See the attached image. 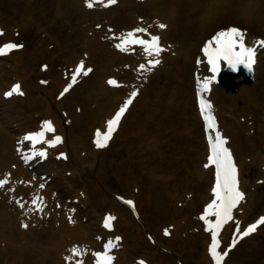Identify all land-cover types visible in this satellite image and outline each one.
Instances as JSON below:
<instances>
[{"label":"bare ground","instance_id":"1","mask_svg":"<svg viewBox=\"0 0 264 264\" xmlns=\"http://www.w3.org/2000/svg\"><path fill=\"white\" fill-rule=\"evenodd\" d=\"M207 1L115 0L114 4L105 6L104 0H93V6L89 8L85 5V0H0V27L5 30L0 36V41L12 40L16 27H19L21 36L30 37L32 35V40L28 41L27 47L23 51H18V58L11 59V61L2 60L11 57L14 52L0 58V175L5 179L2 172L10 174L7 177L6 186L14 185V190L18 188V193H27L30 201L36 194H40L38 190L45 194L44 200H46L56 186L62 190L66 189L64 188L66 183L71 184L68 181L62 184L60 180L68 179L72 182L71 178L74 176L78 178L76 181L79 182L81 193L84 194L81 200L88 199L90 205L93 204L96 207V211L99 206L106 205L107 211H110L114 217L111 221L113 234L121 236V242L117 243L119 250H115V253L121 254V261L119 260L117 264H124L125 255L128 258L130 252L140 251L139 248L147 247L148 242L144 240L141 228L134 221L131 208L121 205L115 197H107L100 190L97 179L98 182L104 183L109 175L116 177L122 190L131 194L128 197L134 196L138 199V203L135 200L134 207L138 218L144 221L148 229L158 232L160 236L157 235L158 239L155 240L167 241L169 249L176 250L179 256H183L188 251L191 258L195 260V264H214L208 253L211 232L205 230L204 222L199 214H197L198 217H193L200 205L212 196L210 190L213 181L212 166L204 167L207 164L208 150L204 149L198 133L195 136L190 135L192 128H188L189 138L184 165L186 172L192 173L184 178L180 176L182 166L177 165L174 157L163 149L160 142H153L147 137L152 126L157 129L164 124L174 123L172 125L174 126L176 118L197 130L196 125L199 118L192 105L194 104L192 71L195 69V72L203 73L204 64L200 56V45L206 36L215 34L216 31L229 24L241 23L247 29L251 41L255 37L264 38V0H213L210 4H207ZM156 16H160L159 22L155 20ZM161 23L166 27L160 28ZM39 24L43 27L49 26L52 39L56 42L51 51L46 49L44 45L47 43H44L45 40L40 39L38 31L34 30ZM99 24L102 27L97 30L96 28L100 27H97ZM136 27L147 28L149 33L160 37L163 52L168 53L163 57L160 56L163 61H160L151 71L139 69L140 64L147 63L142 46L130 45L128 51H120L115 47L122 33ZM137 35H144L148 38L147 34L138 33ZM77 51L80 59L73 56V53ZM63 55L70 57L65 59ZM37 57L47 60L45 62L48 63L47 68L43 74L48 76V83L51 81L56 88L60 89L66 77L69 78L72 74L76 61L84 60L88 64L87 67L90 65L92 67L90 74L83 80L82 77L86 74L80 73L82 81L74 84L62 99L47 101L44 97L37 95L35 90L41 86L37 80L35 82L32 79V76L35 77L38 74L33 71ZM196 59H200L197 66L194 63ZM166 63H168V68L163 71ZM70 66H73L72 71H69L66 77L63 76V72H57L60 68ZM253 69L257 77L253 85H243L235 93L222 95L221 90L212 84L209 94L212 99L211 106L214 111L221 114L218 117L219 128L229 137V146L238 153L236 161L241 174H244V167L248 171L252 168L250 164H246L244 158L242 159L241 154L246 151L251 156V162H256L260 168V172L264 169V149L260 152V147H258L264 142V49L262 47L256 46ZM133 74L142 75L145 82L144 88L140 90L139 95L120 120L109 144L114 141L120 131L124 130L125 133L127 130L130 133L140 124L139 129H142L146 136L139 135L138 139L134 140L125 134V137L123 136L125 144L122 147L118 150H111L107 159L103 155L97 159V149H102L104 154L106 150H103L104 146L96 147L94 143L96 136L93 134V129L98 124L102 127L101 133H104L107 125L105 120L115 110H118L119 104L130 92V88L109 85L107 80L115 76L118 79L121 77V83H128L133 78ZM13 75L14 80L12 81L21 82L20 88H25H23L24 94L21 97L20 94L13 92L11 98L6 99L1 95L5 88L10 87ZM160 78L166 79L168 84L173 82L178 95L174 97L171 106L168 102L167 104L162 103L161 99L154 108L148 98L145 100V93L149 92L151 96L154 95L153 97H163L164 90L158 92L155 90ZM184 94L187 95V100H183ZM237 100H240L243 105L236 106ZM136 104L141 107L144 114L142 117L134 118L129 122L128 128L124 129L123 125L130 118ZM63 105L64 112L62 113L66 117L60 118L57 114V107ZM188 110L189 114L184 116ZM223 112L228 113L222 114ZM246 115H249L248 120L250 118L251 120L248 123L246 120L243 123L240 122L239 120L242 119L240 116ZM36 118L51 121L55 129L54 133H45L44 140L59 135L61 141L54 146H43L45 152H49V158L32 172L25 168L26 166L19 165L16 160L14 140L20 133L28 131L27 128L31 126L37 128ZM65 119L66 125L64 124ZM188 119L191 120L190 123ZM10 120L16 122L15 125L18 127L11 130L7 128L8 124H11ZM250 129L253 132L250 133ZM132 140L136 141V146L131 149L128 143ZM83 149L85 150L82 153ZM58 151L65 152L66 158L57 157L60 156ZM92 159H96L95 163L91 162ZM188 160L194 163L195 169L191 168ZM86 162L91 163L87 165ZM92 164L95 166L92 167ZM38 172L50 173V181L48 180L49 182L47 181L43 187L40 185L42 177ZM80 172L84 178L77 177ZM62 173H68L70 177L63 178ZM261 173L263 174V171ZM88 175L96 180L89 179ZM257 178L247 180L248 192L244 193L243 199L233 209V216L238 210L242 211V215L240 214L237 218H242L244 223L249 221L246 219L248 216L246 213L257 215L258 213L255 214V212L260 209L261 202L264 200V192L259 193L261 188L264 191V182L259 186ZM180 179L183 180L181 183L187 186L188 191L186 192L193 193L189 200H186V197L174 198V187L178 185ZM242 179V183H239L241 189L246 186L243 177ZM72 186L74 187L73 184ZM70 187L69 185L68 188ZM59 196L61 197L62 194L60 193ZM183 200L187 201L184 205L186 209L178 206ZM44 208L47 213L53 212L51 217L55 220L48 221L47 227L21 231L20 224L13 221L12 213L0 207V243L3 241V246H5V239H8L6 246L8 253L0 255V264L5 262V264H64L59 254H62L71 244L70 239L66 240V237H75L78 241L85 242L79 222L78 226L65 224L64 218H56L57 207L53 208L52 204L46 202ZM161 224L170 226L169 236L165 237L160 234V231L163 233L165 228L161 230L159 227ZM233 224L230 220L223 225L220 232L221 241L225 233L228 241ZM262 226L260 225L261 228ZM82 229L88 231L87 228ZM66 230L69 231L68 236L65 235ZM102 230L106 231L105 228ZM96 234L97 231L88 233L85 237L91 238ZM252 235L243 238L233 250L242 242L252 238ZM46 242L51 244L49 249L44 247ZM154 242L156 244V241ZM97 243L98 236H96L94 246ZM198 246L201 249H197ZM149 247L152 248L151 245ZM88 248L85 246V254L81 256L82 264H92L90 259L92 250ZM232 254L233 251H230L223 264H227ZM44 255L47 256L45 261ZM115 258L118 259L116 255ZM144 258L148 264H152V259H163V256L154 251ZM67 264H72L71 260H68Z\"/></svg>","mask_w":264,"mask_h":264},{"label":"snow or ice","instance_id":"2","mask_svg":"<svg viewBox=\"0 0 264 264\" xmlns=\"http://www.w3.org/2000/svg\"><path fill=\"white\" fill-rule=\"evenodd\" d=\"M105 6L115 3V0H104ZM85 5L89 8L93 6V0H85ZM99 27V25L97 26ZM160 28H165L164 24H159ZM147 34L148 38H145L144 35L137 34ZM2 34V30H0ZM130 45H139L142 46L143 53L147 58L146 64H140L139 69L151 71L152 68L156 67L160 63V55L164 51L163 46L160 44V37L153 35L148 32L147 28L136 27L128 30L126 33H122L119 38V42L115 44V47L120 51H128V46ZM256 46L264 48V39H258L254 42V45L249 46L245 41V32L236 26L226 27L219 31H216L210 39L206 40L203 43L201 52L203 58L206 59L208 66V71L212 74L209 77L204 78L203 87L208 88L209 81L215 80V74L221 68V62L223 61L228 67L232 70H236L238 66L243 65L246 69L251 70V67L254 63L256 55ZM22 47V45L7 42L0 45V55L6 54L8 51ZM197 63H200V59L197 60ZM46 67V66H45ZM84 71V74H87L90 69L83 68V61L76 66L75 72L72 74L71 81L64 87L63 91L60 93L61 96L76 83L77 74L81 71ZM109 85L117 84V81L109 78L107 81ZM20 86L14 84L12 86L13 92H19ZM11 93H5V95H10ZM137 95V92L133 90L127 99L124 100L123 104L115 112V114L107 120V131L103 135V141L99 139L100 131L97 130L94 143L97 147H103L108 139L110 138L111 133L114 131L115 126L119 123L122 114L125 112L128 105L131 103L132 98ZM200 113L205 121V127L207 129H212L215 133V138L209 136V154L207 156V164L204 167L209 165L215 166V183L212 186L213 198L212 200L205 205L203 213L200 216V219L204 222L205 230L211 232V243L208 245V253L210 254L214 264H221V260L224 255H227V251L220 252L218 251V232L222 226L227 222L233 219V209L237 206L239 201L243 199L244 193L238 188V179H237V168L233 162L232 154L229 149L225 146L226 138L223 137L220 132L216 129L215 124L213 123L214 117L206 114V109L211 108L210 103H206L204 100L199 101ZM50 132L54 133L55 129L52 125V122L49 120L42 121L41 130L34 133H28L25 136V139L35 142L36 140H44L45 133ZM61 141L59 135H54L52 139L46 141L49 146H54L56 143ZM44 153L41 152V155ZM59 155L63 156L64 153ZM10 174H5V179H0V187H4L7 184V177ZM43 187V185H41ZM12 191V189H9ZM21 208L25 206L17 198L15 201ZM31 203L36 206L37 210L43 209V199L39 196H34ZM127 204L132 205L131 200L126 201ZM214 216L215 219H209V217ZM114 217L106 216L104 220V226L106 228H111L110 220ZM264 223V216H261L254 223L248 224L247 227L240 230L239 221H236V232L239 236H246L249 233L253 232L258 224ZM22 227H27V225L22 224ZM167 234V230H165ZM121 237H115L116 241H119ZM236 243V239L232 240V244L229 247H232ZM112 245V241H109L104 245V252H95L96 264H111L112 256L108 254V249ZM72 254L82 255L83 253L79 251L76 245H73L69 250ZM86 251V249H85ZM66 260H70L71 256H66ZM77 264H82L81 261H77ZM143 264V262H141Z\"/></svg>","mask_w":264,"mask_h":264},{"label":"rangeland","instance_id":"3","mask_svg":"<svg viewBox=\"0 0 264 264\" xmlns=\"http://www.w3.org/2000/svg\"><path fill=\"white\" fill-rule=\"evenodd\" d=\"M66 29L67 28H64L65 31H68V29L67 30ZM38 32H39V34L42 35L41 38H45L48 43L51 42V41H49L50 34H46L47 33L46 29L45 30L44 29H40ZM51 43L48 44V45H50V47L53 46ZM48 51H51V50H48ZM77 53L78 52L73 53L74 54L73 56L74 57H78V56H75ZM66 57H68V56L63 55V58H66ZM40 60L41 59L38 60V63H39ZM59 64H61V62ZM189 74H190V72H189ZM33 80H35L34 77H33ZM166 83H167V81H166ZM163 84L164 83L160 82V85H163ZM58 89L59 88H56V87L54 88V85L52 83H50L49 85L45 86V89L40 90V91L38 90L40 92L39 96L44 97L47 101L49 99L52 100V99H54L56 97V93L58 92ZM155 90L157 92L161 91V90H164L165 94H164L163 97L162 96L153 97L154 95L151 96L149 94V92L147 94L145 93V95H146L145 96V100H147V98H148L149 101L151 102V105L154 106V108L156 107V105L158 103H160L161 99H162V103H164V104H167V102H168L169 105L173 104L174 97H177V95H178V90H177V88H176V86H175V84L173 82H171L170 84H167V85L165 84L164 86H160V88H156ZM166 91H168V94H166ZM183 97H184L183 100L184 99L187 100V96H185V94H184ZM235 104H236V106L243 105V103L240 100H237L235 102ZM60 107L63 108L64 105L57 107V110H60L61 109ZM59 113H58V115H59ZM143 114H144V112H143V110H141V107L136 104V106L132 110V113L130 114V118L128 120H126L124 125H123L124 129L128 128L129 122H131L134 118L139 117V116L142 117ZM187 114H189V110L185 112L184 116H186ZM60 117L62 118V115H60ZM176 119H177V121H176V124L174 126H172L174 123H172L170 125H168V124L165 125L164 124V125L160 126L159 129H157V128L152 126V129L149 130V133H148L147 137H148L149 140H151L153 142H156V143L160 142L162 144L163 149H165V151L168 154L172 155L174 157V159L177 161V165L179 167L182 166V169H181V172H180V176L186 178V176H190L191 173H192L190 171L186 172L187 170H186L185 165H184L185 164L184 163V157L186 156L187 139L189 138V133H190V135H194V136L198 133L197 135H198L199 140H201L203 142L202 133H201V129H200V123L198 121H197V125H196L197 130H195V128L191 127L190 124H184L179 118H176ZM188 122L190 123L191 120L188 119ZM14 123L15 122H12V124H14ZM97 125H95V126H97ZM11 127L14 128L13 125ZM139 127H141V124L139 125ZM139 127L134 129V130H132L130 133H128L127 130H126L127 133H126V131L124 133L123 132L124 130L120 131V133H118V135L116 136L114 141H112V143H110L106 147L105 150L107 152L105 151V154L104 153H100V152L96 153L97 154L96 155L97 159H98V157H100L102 155L104 156V158L107 159L108 154H109V152H111V150H118L120 147H122L125 144L123 142V138L125 137L124 136L125 134H128L130 136V138L134 139V140L138 139L139 135H145L146 136V134H143L144 133L143 130L139 129ZM188 128H192L191 132H189V133H188V131H189ZM82 130H84V129H82ZM134 140H132V141H130V143H128L129 147L131 146L130 147L131 149H132V147L134 148V146H136V141H134ZM263 143H261L258 146V147H260V152L264 149V144ZM203 146H204V144H203ZM248 154H249V152H247V151H246V153L242 152L241 156L244 157V156L247 155V157H248L249 156ZM95 161H96V159H92L91 160V162H94V163H95ZM189 161L190 160H188V163L191 166V168L195 169L194 168V163L193 162H189ZM91 162H86V164L88 165ZM91 166L94 167L95 165L92 164ZM83 169H85V168L83 167ZM80 170H81V168H80ZM243 170L245 172L248 171L245 168H243ZM259 170L260 169L257 168V165L255 167L253 166L252 168L249 169V172H248L249 174L248 173H244V179H247L248 177L251 178V176H253L255 178L256 176H258V173H260ZM81 174H82V172L78 173L77 177L84 178ZM88 177H89V179H93L94 178V177H92L90 175H88ZM76 180H78V178H72V182H69V183H71V184H69L71 186L70 189L68 188L69 185H65L64 188H66V189H62L61 193H62V196L64 197V199H67V200L70 199V201H71L72 200L71 196L75 195L76 190H78V192H80V193L82 192V190L80 189L81 186L78 184L79 182L77 183ZM94 180H96V179L94 178ZM182 181L183 180L180 179L178 185H176L174 187L175 188V193L173 194L174 198L175 199H182L183 197L184 198L186 197V200H189V199H191V197L189 196V194L191 192L190 193L186 192V191H188V189L186 188L187 186L184 185L183 183H181ZM97 183H98V186H99L100 190L107 197H113V194H115L116 196L119 195V194L123 195V196L131 195V194H128V193H126V192H124L122 190L123 188L120 187L119 184H118V179L116 177L112 176V175H109L108 179L104 183L103 182H98V179H97ZM72 184L74 185V187L76 186L77 188H74L72 186ZM170 186H171V184H170ZM188 187H191V186H188ZM56 188H58V187H56ZM260 192H264L263 188L259 189V193ZM0 193L1 194H5V191L1 190ZM175 199H174V202H175ZM85 200L87 202H83V201L78 200V202L80 204L79 203L73 204V205H75L78 208V221L80 223V230L83 231V235L84 236L86 234H88V233H93L94 231L95 232L96 231L100 232L102 234V236H101L102 239H101V241H99L97 243L95 248L93 247L94 240H95L94 238H93V240L91 238L88 242H86L87 246H90L89 248H91L92 250H93V248L94 249H100L101 246H102L103 237L106 238L108 236L114 235L113 231L111 233H104L102 231V229H101V224H100L101 216H102V213L108 209V207L106 205H102V206H99L98 210L96 211V207L93 206V204L90 205V203L88 202V199H85ZM136 202L138 203V199H136ZM186 203H187V201H185V200H183L182 203L180 202L178 204L179 208H180V206L185 208L184 205ZM263 204H264V200L262 201L261 206H263ZM141 208H142V206H141ZM61 210H63V209H61ZM198 211H199V209H198ZM134 214H135L133 216L134 221L138 224L139 228H141V234L144 235V238H145L144 240H146L148 242V245H147V247H144V248L140 247L139 248L140 251L138 250V251H136L134 253L130 252V254L128 255V258H126V255H125V260L123 261L124 264H137L136 261H135L136 258H139V257L142 258L143 257V260H144L145 256H150V253H152L154 251H156L159 254H161L163 256V259L162 258L161 259L160 258L152 259L151 260L152 264H175L176 261H178L180 264H195L194 263L195 260H193L191 258V256L188 253V251H186L183 256H179L176 250H170L169 249L170 246L168 245L167 241L155 240V239H158L157 235L160 236L158 234V232L156 233L155 231L150 230V229L147 228V226L145 225L144 221L141 220L140 218H138L139 216H138L137 210L135 211ZM248 214H250V212ZM16 216L19 217V215H16ZM178 217H180V216H178ZM193 217H192V219H193ZM252 217H254V216H252ZM14 220L15 219H13V221ZM23 220H24L23 224L27 225V227H22L21 229L37 228V227L40 226V224L38 222V219H36V221H34L33 223L30 221V219H23ZM46 225L48 226V224L45 223L44 227H47ZM165 225L166 226H163L161 224L159 226L161 228V230L164 227L167 228L168 230L170 229L169 225H167V224H165ZM82 228H87L88 231H84V229H82ZM168 230H167V232H168ZM160 234L162 236L164 235L166 237L164 232L162 233V231H160ZM65 235L68 236L69 232L66 231ZM69 238L70 237H66V240L69 239ZM75 239H77V238H75ZM5 240H6L5 246H3V243H4L3 241L1 242L2 244L0 243V255L1 254L5 255L6 253H8V249L6 248V246L8 244V239L6 238ZM72 241H74V239ZM154 241H156V244H155ZM72 244L73 243H71V245ZM81 244H82V242H81ZM73 245H75V244H73ZM84 245L85 244H82L81 246H77L79 251L82 252V253L85 252V250L82 247ZM149 245H151L152 248H150ZM44 247H48V249H49L51 247V244L50 243L47 244V242H46ZM197 249H201L200 246H198ZM66 256H71V259L76 261V258L74 257V255L70 251L68 253H65V254H60L59 257L63 258V257H66ZM77 256L80 257L81 255H77ZM120 257H121V254L118 255V260H117L118 263H119V260L121 261ZM46 259H47V256L44 255V261ZM227 264H264V227L263 228L260 227L259 231L255 235H253L252 238H250L249 240H247V241L243 242L242 244H240L233 251V254L230 257V259L227 262Z\"/></svg>","mask_w":264,"mask_h":264}]
</instances>
